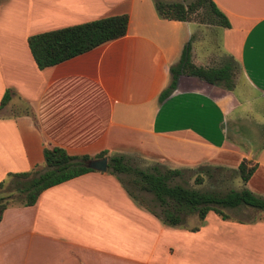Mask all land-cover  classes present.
Segmentation results:
<instances>
[{
    "label": "crops",
    "instance_id": "0c3cea01",
    "mask_svg": "<svg viewBox=\"0 0 264 264\" xmlns=\"http://www.w3.org/2000/svg\"><path fill=\"white\" fill-rule=\"evenodd\" d=\"M211 1L227 25L161 17L154 0H0V98L8 89L0 179L43 166L42 148L52 145L193 173L234 171L244 157L255 168L239 187L264 198V132L252 144L236 128L245 117L254 128L264 120V0ZM117 13L127 15L122 35L36 66L27 35ZM185 43L197 65L232 57L240 72L232 88L179 73L160 97ZM234 208L250 211L221 218L208 210L194 230L169 225L116 174L91 169L2 209L0 264H264V209Z\"/></svg>",
    "mask_w": 264,
    "mask_h": 264
},
{
    "label": "trees",
    "instance_id": "16d2710c",
    "mask_svg": "<svg viewBox=\"0 0 264 264\" xmlns=\"http://www.w3.org/2000/svg\"><path fill=\"white\" fill-rule=\"evenodd\" d=\"M201 2H206L210 11L215 15V24H228L224 14L215 7L211 0H193L186 4L177 0H154V6L161 17L187 20L192 19L191 12ZM126 23L127 15L125 13L111 14L31 33L27 35L26 43L36 66L42 68L122 35L125 32ZM233 64L237 63L230 56L217 66L194 64L188 56V43H185L178 60L169 67L170 81L167 87L162 90L160 97L175 86L179 73L191 74L207 82L220 83L223 87L230 89L233 86ZM7 98L8 89L6 88L0 98V105ZM104 154L105 151L102 150L95 156ZM42 158L43 169L39 170L33 166L27 170L8 171L0 179V189L5 187L10 189L7 194L0 190V215L2 209L9 202H15L10 200L11 192L17 193V197L21 199L19 203L31 204L43 188L92 169L84 165V160L90 158L89 155L69 154L62 147L56 145L43 147ZM199 168V172H195L193 178L197 183L203 180V174L211 176L213 169L218 173V170L221 169V167L209 165H200ZM254 168L255 163L243 157L234 171L243 183ZM106 170L116 174L121 181L119 173L128 174V181L134 184L138 190L151 193V199L159 207L157 211L122 181L124 188L135 200L158 216L163 223L169 225H183V215L190 213H195L198 220H201L208 210L214 211L221 218H227L228 214L221 209L222 207L248 205L264 209V198L253 194L243 186L217 193L208 189L172 182L175 176L181 175L185 170L181 168L164 167L158 164H149L146 168H140L131 165L122 154H109L107 155ZM197 227L198 225L194 224L189 228L194 230Z\"/></svg>",
    "mask_w": 264,
    "mask_h": 264
},
{
    "label": "rangeland",
    "instance_id": "374dc122",
    "mask_svg": "<svg viewBox=\"0 0 264 264\" xmlns=\"http://www.w3.org/2000/svg\"><path fill=\"white\" fill-rule=\"evenodd\" d=\"M162 1H172V0H162ZM181 1L184 4L193 1V0H177ZM192 19L206 25H215V15L210 11L208 5L206 2H201L200 4H197L194 10L191 12ZM232 77L234 79H237L240 77V72L237 64H233V74ZM260 111L264 112V99L261 102ZM259 109V108H258ZM254 120L250 119L249 117H245L240 119L238 121V124L236 123V128L239 129L244 133L246 136L245 142L247 143H255L256 139L259 137L262 138L264 132V120L261 122V124L257 125L256 128H254ZM229 128L230 125H227ZM261 141V139L259 140ZM126 160L134 166L140 167V168H146L149 164H152L153 162L141 158H135V157H126ZM44 165V164H43ZM44 166H38L37 169L41 170ZM212 170V169H211ZM217 171L212 172L211 176H208L206 174H203V180L200 183H197L193 180L195 173H193L190 170H184L181 175L175 176L172 182H179L181 184H184L186 186L195 187L199 189H208L215 191L217 193H223L227 191L230 188H238L240 185V178L238 175H236L235 171L228 170V169H220ZM199 172V171H196ZM119 176L122 178V181L124 184L130 188L136 195H138L140 198H143V201L148 203L152 206L154 210H158L159 207L156 204L154 200H152V194L143 190H138L137 187L128 181L127 177L129 176L126 173H119ZM7 183V182H6ZM5 183V185H7ZM8 186V185H7ZM2 193L7 194L8 188H2ZM19 195V194H18ZM10 200H13L15 202H19L21 200L17 197L16 192H11L10 194ZM224 212L228 214V216L233 217H244L247 216L249 211L248 209H242V208H234V207H222L221 208ZM184 224L180 225V227H190L192 224H196L198 222V218L195 215V213L190 214H184ZM192 230V229H191Z\"/></svg>",
    "mask_w": 264,
    "mask_h": 264
},
{
    "label": "water",
    "instance_id": "95a60500",
    "mask_svg": "<svg viewBox=\"0 0 264 264\" xmlns=\"http://www.w3.org/2000/svg\"><path fill=\"white\" fill-rule=\"evenodd\" d=\"M84 165L92 169L104 171L107 166V156L102 155L98 157L87 158L84 160Z\"/></svg>",
    "mask_w": 264,
    "mask_h": 264
}]
</instances>
